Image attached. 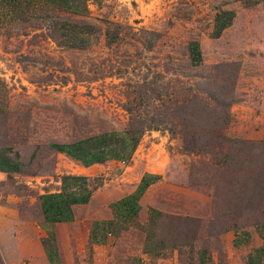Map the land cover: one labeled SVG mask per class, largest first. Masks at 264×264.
I'll use <instances>...</instances> for the list:
<instances>
[{
	"label": "rangeland",
	"instance_id": "obj_1",
	"mask_svg": "<svg viewBox=\"0 0 264 264\" xmlns=\"http://www.w3.org/2000/svg\"><path fill=\"white\" fill-rule=\"evenodd\" d=\"M111 133L162 183L110 264H243L232 232L264 226V0H0V150L29 158L2 213L50 145Z\"/></svg>",
	"mask_w": 264,
	"mask_h": 264
},
{
	"label": "crops",
	"instance_id": "obj_2",
	"mask_svg": "<svg viewBox=\"0 0 264 264\" xmlns=\"http://www.w3.org/2000/svg\"><path fill=\"white\" fill-rule=\"evenodd\" d=\"M127 143L111 133L58 145L60 151L50 145L48 172L30 176L36 195L20 199L17 213L0 208V264H110L120 236L131 233V243H143L138 229L156 210L148 195L162 182L138 160L126 166L139 146L119 152ZM28 159L1 149L0 179L25 177ZM96 177L100 184L94 187ZM231 239L243 264H264V226L232 232Z\"/></svg>",
	"mask_w": 264,
	"mask_h": 264
},
{
	"label": "trees",
	"instance_id": "obj_3",
	"mask_svg": "<svg viewBox=\"0 0 264 264\" xmlns=\"http://www.w3.org/2000/svg\"><path fill=\"white\" fill-rule=\"evenodd\" d=\"M231 17L230 13L228 12H223L220 17H217L215 21V27L217 32H220V30L226 28L229 25V18ZM128 135L129 133H125ZM132 147L136 145L137 139H130ZM52 148L60 151V146L58 145H52Z\"/></svg>",
	"mask_w": 264,
	"mask_h": 264
}]
</instances>
